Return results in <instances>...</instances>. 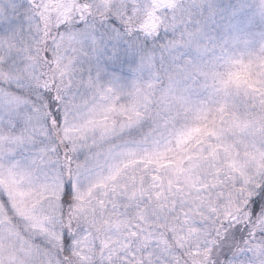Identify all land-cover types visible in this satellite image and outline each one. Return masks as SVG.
<instances>
[{
    "label": "snow or ice",
    "instance_id": "1",
    "mask_svg": "<svg viewBox=\"0 0 264 264\" xmlns=\"http://www.w3.org/2000/svg\"><path fill=\"white\" fill-rule=\"evenodd\" d=\"M0 264H264V0H0Z\"/></svg>",
    "mask_w": 264,
    "mask_h": 264
}]
</instances>
